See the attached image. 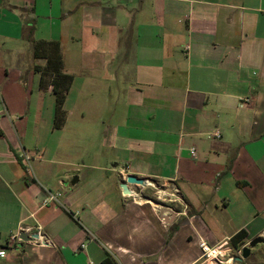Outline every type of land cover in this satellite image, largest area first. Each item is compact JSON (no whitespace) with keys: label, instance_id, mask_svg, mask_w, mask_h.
Returning <instances> with one entry per match:
<instances>
[{"label":"crops","instance_id":"1","mask_svg":"<svg viewBox=\"0 0 264 264\" xmlns=\"http://www.w3.org/2000/svg\"><path fill=\"white\" fill-rule=\"evenodd\" d=\"M0 115V264H203L200 240L264 239V0H0ZM121 174L176 187L175 220ZM21 224L52 246L11 241Z\"/></svg>","mask_w":264,"mask_h":264},{"label":"built area","instance_id":"2","mask_svg":"<svg viewBox=\"0 0 264 264\" xmlns=\"http://www.w3.org/2000/svg\"><path fill=\"white\" fill-rule=\"evenodd\" d=\"M247 101V100H246ZM218 137V134H215ZM190 156L193 158L196 155V150L190 148ZM125 174H121V181L126 179ZM146 187L153 190L152 198L145 196L143 193V187L134 186V189H129L130 194L125 195L135 201L137 204H149L153 205L157 211L161 205H167L173 202H179V190L176 187H166L163 185H157L152 180L145 179ZM145 187V188H146ZM61 193H50L47 192L46 197L42 201V205L46 206L51 203H59ZM21 233L29 236L30 241L34 245L40 246H52V243L46 238L42 232L41 226L35 225H19L17 229L11 234V241L20 240L19 236ZM198 246L201 250V258L203 264H208L209 261H214L215 264H238L235 261L236 257H241L242 248H231L228 242L221 243L215 247H211L205 241L200 240Z\"/></svg>","mask_w":264,"mask_h":264},{"label":"water","instance_id":"3","mask_svg":"<svg viewBox=\"0 0 264 264\" xmlns=\"http://www.w3.org/2000/svg\"><path fill=\"white\" fill-rule=\"evenodd\" d=\"M75 178L72 180V183H75ZM129 186H140L145 188L146 182L144 178H139L133 175H127L126 179L121 182L120 189L123 195H129L130 190ZM177 212L168 205H161L157 210V217L160 221L163 222L165 226L170 225L176 218ZM20 238L22 240H29L28 236L21 233ZM264 242V239L261 237H255L247 246L243 247L241 257H236L235 261L241 262L242 260L246 259L249 256L250 249L255 247L257 244Z\"/></svg>","mask_w":264,"mask_h":264},{"label":"trees","instance_id":"4","mask_svg":"<svg viewBox=\"0 0 264 264\" xmlns=\"http://www.w3.org/2000/svg\"><path fill=\"white\" fill-rule=\"evenodd\" d=\"M44 45V44H42ZM51 57L53 56L54 58V62L53 65L56 66V73H52L56 78H59V80L61 81V84L63 86V88L61 87V89L59 90V92L57 93L56 96V102H57V127H60L63 122H64V112L61 110V105L63 104L64 98H65V92L69 87V84L71 82V76L69 75H65L63 73H60V68H61V60H60V54H59V47L57 45V47L55 48V50L53 51V53L50 55ZM50 60V59H48ZM52 63H50V61H48L47 66H49L47 69L50 68ZM46 71V70H44ZM43 85V82H42ZM176 227H173L171 231L175 230ZM245 237V233L243 231H240L239 233H237L234 237H232L231 239V244L234 248H239L240 247V242L243 240V238ZM102 264H114L112 262V260L109 257H106Z\"/></svg>","mask_w":264,"mask_h":264},{"label":"rangeland","instance_id":"5","mask_svg":"<svg viewBox=\"0 0 264 264\" xmlns=\"http://www.w3.org/2000/svg\"><path fill=\"white\" fill-rule=\"evenodd\" d=\"M118 112H120V111H118ZM0 118H1V115H0ZM74 127H77V126H74ZM69 130L70 129H68L66 131L64 130V132H63V136H65V140L68 139V136H72V134L70 133ZM63 140H64V138H63ZM72 150L75 153H77V155H81L83 153L84 156L86 155V151L89 153H98L99 156H101L102 158H106L107 153H108L107 150L102 149L100 147V143L97 141L87 142V143L81 142V141L74 142V143H72ZM146 193H148V192H146ZM256 257L260 258V259H257L256 263L260 262L261 264H264V242L259 243L255 247H253L250 258L248 261H250ZM242 261H245V260H242ZM243 263L245 264V263H247V261H245Z\"/></svg>","mask_w":264,"mask_h":264},{"label":"bare ground","instance_id":"6","mask_svg":"<svg viewBox=\"0 0 264 264\" xmlns=\"http://www.w3.org/2000/svg\"><path fill=\"white\" fill-rule=\"evenodd\" d=\"M208 264H215V262L214 261H209Z\"/></svg>","mask_w":264,"mask_h":264}]
</instances>
